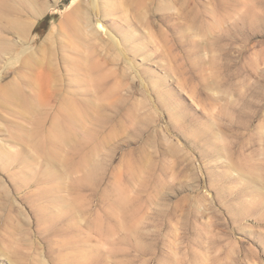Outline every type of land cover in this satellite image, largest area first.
I'll list each match as a JSON object with an SVG mask.
<instances>
[{
	"label": "rangeland",
	"instance_id": "obj_1",
	"mask_svg": "<svg viewBox=\"0 0 264 264\" xmlns=\"http://www.w3.org/2000/svg\"><path fill=\"white\" fill-rule=\"evenodd\" d=\"M0 264H264V0H0Z\"/></svg>",
	"mask_w": 264,
	"mask_h": 264
},
{
	"label": "trees",
	"instance_id": "obj_2",
	"mask_svg": "<svg viewBox=\"0 0 264 264\" xmlns=\"http://www.w3.org/2000/svg\"><path fill=\"white\" fill-rule=\"evenodd\" d=\"M48 20H50V18H49V16H47V17H45L44 19H42L41 21H40V24H49V21ZM37 28V27H36Z\"/></svg>",
	"mask_w": 264,
	"mask_h": 264
}]
</instances>
